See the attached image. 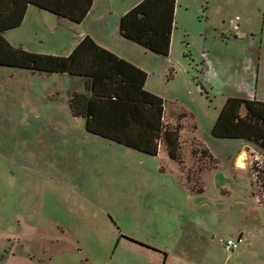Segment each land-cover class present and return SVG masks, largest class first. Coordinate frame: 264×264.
Instances as JSON below:
<instances>
[{"label":"rangeland","instance_id":"1","mask_svg":"<svg viewBox=\"0 0 264 264\" xmlns=\"http://www.w3.org/2000/svg\"><path fill=\"white\" fill-rule=\"evenodd\" d=\"M140 1L97 0L94 14L110 20L107 41L145 67L147 89L164 99L167 120L182 123L186 168L205 166L204 192L179 181L177 168L186 174L163 147L151 156L89 133L68 102L73 91H86L83 78L0 67V264H45L44 250L59 264H115L114 250L142 248L123 239L116 247L120 233L163 250L210 245L214 261L234 264L223 241L243 227L240 201L264 204V188L251 183L249 168L233 167L242 143L211 131L230 95L249 90L264 100V0H176L168 57L117 39L120 18ZM34 10L10 39L32 52L68 53L82 24ZM198 144L219 161L216 168L191 157ZM255 214L264 209L254 207L248 222Z\"/></svg>","mask_w":264,"mask_h":264},{"label":"trees","instance_id":"2","mask_svg":"<svg viewBox=\"0 0 264 264\" xmlns=\"http://www.w3.org/2000/svg\"><path fill=\"white\" fill-rule=\"evenodd\" d=\"M94 1L0 0V67L83 78L86 91H73L69 107L73 116L85 120L89 133L151 156H157L163 147L179 164L180 173L186 174V179L179 174V181L190 191L203 193L205 166L186 168L183 125L165 121V101L147 90L148 73L145 70L101 46L90 36L84 37L67 56L30 52L12 45L5 37L8 31L23 24L31 5L80 24L92 10ZM176 4V0L140 1L121 17V37L146 51L168 57L175 28ZM185 117L186 114H182L179 120ZM211 134L220 140L252 142L264 152V102L229 97ZM199 146L190 150L191 157L197 158L199 165L201 162L216 165L217 160L210 150ZM252 170L255 183L264 188V161H254ZM120 237L136 241L123 234Z\"/></svg>","mask_w":264,"mask_h":264},{"label":"crops","instance_id":"3","mask_svg":"<svg viewBox=\"0 0 264 264\" xmlns=\"http://www.w3.org/2000/svg\"><path fill=\"white\" fill-rule=\"evenodd\" d=\"M96 7H97V0L94 1V6H93L92 10L88 14V16L85 18V20L81 23L82 27L85 28L84 31L81 34H79L78 36H73L70 39L72 45H71L68 53H66L64 51L63 54L61 53V55L62 56L69 55L76 48V46L80 43V41L84 37L90 36L101 46L111 50L112 52L116 53L120 57L127 59L128 61L134 63L135 65H137L138 67H140L146 71L145 67L141 63H138L139 61H134L132 59L133 57H132L131 53L128 52V50L124 49L121 45H118V43H112V42L107 41L108 35L109 36L111 35L110 34V31H111L110 30V20L109 19L102 20L99 17H96L94 14ZM34 9H39V8L35 7L33 5L29 6L23 24L20 27L13 29V30H10L5 34V37L7 38V40L12 45H14L16 47H22L25 50H28L30 52H32V51L30 49H28V47H25L23 44L16 43L12 39H10V37L8 36V33L11 34L12 31L22 29L23 27H26L28 23L30 24V18L32 16H34L35 13H39ZM40 11H44V10L40 9ZM61 19H64V18H61ZM65 20H67V19H65ZM67 21H69V20H67ZM69 22H71V21H69ZM71 23H73V22H71ZM89 23L92 25L91 29H88L87 24H89ZM69 28H70V26H69ZM116 28H117V26L114 27L113 30H115ZM106 30L108 32H106ZM23 31L24 30H22V32ZM116 33H117V39H119V41H121L120 43H122V44L130 43V42L125 41L121 37L119 28L116 31ZM131 44H133V43H131ZM33 52L34 53H40V54H49V53H45L42 51H33ZM64 53H66V54H64ZM51 55H60V53H53ZM146 88H147V83H146ZM151 92H153V91H151ZM229 97H239V98H245V99L259 100L257 98V96H253V93L249 90H247V91L245 90L242 93H235L233 95H230ZM229 97H227L225 99L224 104L226 103V101ZM259 101L264 102L263 99H261ZM68 102H69V100H68ZM224 104H223V106H224ZM164 116H165V121H167V122L170 121L169 123H171V124L179 123V122L172 120L175 117L171 116L172 118L169 119V121H168L166 118V113ZM178 116H180V115H178ZM230 141H239L242 143V145H238L239 151H238L237 156L235 157V160L233 161V167H236L237 169L238 168H240V169L249 168L252 172V182L251 183L255 184L254 173L252 170V164L254 161L255 162L256 161H264V152L262 150H260L254 143L249 142V141H244V140H230ZM161 152H162V148L160 149L159 154ZM169 160L172 161V159L170 157H169ZM218 165H219V161L215 165V167H213V168H216ZM177 167H179V166H177ZM236 168H234V169L236 170ZM175 173H177V177H178V173H179L178 168H177V171H175ZM204 174L205 173H203L202 177L204 176ZM235 178H237V177H235ZM249 187L251 188L252 186L249 185ZM240 202H241L240 204L242 207L243 215H245V217H243V223H242L243 227L240 229H236L234 234L231 237H228L227 239L238 238L240 236H243L245 238V243L237 250H229L226 248L224 241H223V246L225 249L224 252L227 254V259L230 257L234 259V264H264V216H262V215L258 216L255 214V218L251 222H248V219L252 216L253 208L260 206L264 209V204L257 205L256 200H253L250 202H247V201H243V202L240 201ZM250 227H251V229H250ZM125 236H127V235H125ZM260 236H261L260 248L255 250V248H254V244L256 243L255 238L259 239ZM127 237H130V236H127ZM130 238L134 239L136 241L134 242L133 240H130L126 237H124V238L119 237V239L116 242L117 243L116 247L118 245H120V243H121L120 239H123L125 241L127 240L130 243L135 244V245L142 247V248H140L139 250H124V252H122V250H114L112 253V257L110 258V262L113 263V261H114L115 264H225L222 262L221 259H219V257L217 258L216 261H214L213 250L210 247V245H208L209 247L207 246V248L209 250H196V248H195V250H163V249L157 248V247L149 244L148 240H145L144 238L140 239L141 241L137 240L136 238H134L132 236ZM141 243L144 245H142ZM80 251H83V250H78V252H80ZM126 251L128 252V254L131 257L129 259L128 258L122 259L121 256H124L123 253H125ZM43 253H46V259L48 260V263H45V264H59V262L57 261L58 255L52 254L53 253L52 250L51 251L47 250V252H46V250H44ZM65 254H67V253H65ZM205 254L212 256L211 263L207 262V258H205ZM10 256H11V258L17 257L16 253H11Z\"/></svg>","mask_w":264,"mask_h":264},{"label":"built area","instance_id":"4","mask_svg":"<svg viewBox=\"0 0 264 264\" xmlns=\"http://www.w3.org/2000/svg\"><path fill=\"white\" fill-rule=\"evenodd\" d=\"M245 243V238L240 236L238 238H230L224 241V244L229 250H237Z\"/></svg>","mask_w":264,"mask_h":264}]
</instances>
